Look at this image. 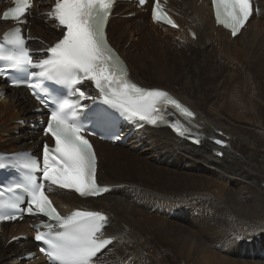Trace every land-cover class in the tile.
I'll use <instances>...</instances> for the list:
<instances>
[{
	"label": "bare ground",
	"instance_id": "1",
	"mask_svg": "<svg viewBox=\"0 0 264 264\" xmlns=\"http://www.w3.org/2000/svg\"><path fill=\"white\" fill-rule=\"evenodd\" d=\"M255 2L258 12L236 37L213 24L207 0H167L177 29L150 22L144 12L126 17V3L115 10L107 38L130 76L167 88L191 106L195 115L186 121L205 138L196 146L147 125L136 143L121 148L96 141V176L113 191L82 200L53 189L62 213L79 207L109 217L103 234L115 240L100 264H264V0ZM8 25L0 20V29ZM26 27L35 49L59 34L34 13ZM5 88L0 149L32 147L37 136L17 120L32 117L34 102L21 88ZM22 233H28L25 221L1 224L0 264H44L21 258L32 242L9 239Z\"/></svg>",
	"mask_w": 264,
	"mask_h": 264
},
{
	"label": "snow or ice",
	"instance_id": "2",
	"mask_svg": "<svg viewBox=\"0 0 264 264\" xmlns=\"http://www.w3.org/2000/svg\"><path fill=\"white\" fill-rule=\"evenodd\" d=\"M148 3L149 0H138L141 7ZM211 3L217 24L229 29L233 37L253 15L251 0ZM114 4L115 0H54L50 11L39 15L56 21L55 27L62 36L39 50L44 54L40 59H34L27 43L30 37H25L22 28L33 0H14V6L3 13V19L10 18L16 25L4 33L0 42V63L4 64L0 77L10 80L14 87H28L49 110L43 131L52 137L54 146L43 144L42 163L40 157L30 153L23 157L13 154L17 161L23 159L18 167L24 171V178L0 185V198H7L0 200V222L22 219L25 213L45 217L40 226L47 231L37 230L34 240L40 242V251L50 264H94L102 250L115 240L103 238L109 223L105 214L73 210L63 215L46 194V185L74 190L81 197L99 196L111 190L96 181L97 158L87 136L99 133L104 138L119 139L120 119L153 126L166 124L169 107L189 120L194 118V113L167 91L141 87L130 79L127 67L106 37ZM151 4L154 22L178 27L159 0H151ZM192 35L195 38V33ZM86 82H91L97 95L83 90ZM57 86L62 89L61 94H57ZM87 100L92 104L84 103ZM171 126L181 136L189 133L179 122ZM10 166L16 165L0 163V169ZM37 172L42 175H35ZM28 258H34V254Z\"/></svg>",
	"mask_w": 264,
	"mask_h": 264
},
{
	"label": "rangeland",
	"instance_id": "3",
	"mask_svg": "<svg viewBox=\"0 0 264 264\" xmlns=\"http://www.w3.org/2000/svg\"><path fill=\"white\" fill-rule=\"evenodd\" d=\"M244 84V86H247V87H249V88H255V85L253 84V83H251V82H248V83H243ZM221 93H222V91H221ZM112 147H119V146H112ZM121 147H124V146H120V148ZM141 148V147H140ZM140 148H138V150H141ZM136 151H137V149H136ZM131 154H133V155H136V153H132V152H130ZM218 153V155H221V153H219V151L217 152ZM157 164H159V162H157ZM178 165V164H177ZM177 165H173L174 166V168H177V167H179V166H177ZM183 165V164H182ZM181 165V167H179V171H182V170H186L187 172H189V171H192V169H189V170H187L186 168H185V166H182ZM1 240V239H0Z\"/></svg>",
	"mask_w": 264,
	"mask_h": 264
},
{
	"label": "water",
	"instance_id": "4",
	"mask_svg": "<svg viewBox=\"0 0 264 264\" xmlns=\"http://www.w3.org/2000/svg\"><path fill=\"white\" fill-rule=\"evenodd\" d=\"M211 140H212L214 143H216L215 141H216V140H220V139H218V138H212ZM221 141H222V140H221ZM216 144H217V143H216ZM223 144H224V142L222 141V143H220V144H218V145H223Z\"/></svg>",
	"mask_w": 264,
	"mask_h": 264
}]
</instances>
